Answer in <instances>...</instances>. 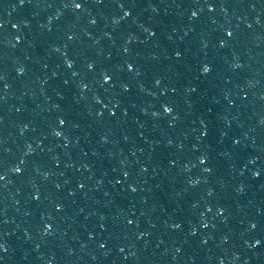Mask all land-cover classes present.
I'll return each mask as SVG.
<instances>
[{"label":"water","instance_id":"95a60500","mask_svg":"<svg viewBox=\"0 0 264 264\" xmlns=\"http://www.w3.org/2000/svg\"><path fill=\"white\" fill-rule=\"evenodd\" d=\"M83 2L0 0V264H264V0Z\"/></svg>","mask_w":264,"mask_h":264},{"label":"snow or ice","instance_id":"6c2138e0","mask_svg":"<svg viewBox=\"0 0 264 264\" xmlns=\"http://www.w3.org/2000/svg\"><path fill=\"white\" fill-rule=\"evenodd\" d=\"M19 3H20V5H23V4L25 3V0H19ZM118 6H119L120 8H122V9L125 8V4H124L123 2H120V3L118 4ZM214 6H215L214 3H212V2H208V3L206 4V7L209 8L210 10L213 9ZM253 6H254V5H253ZM64 7H66V8H67V7H71V8H73V9H81V8L85 7V4H84L83 0H70V3H66V4L64 5ZM129 14H130V13H129L128 11H125V13H124L125 16H127V15H129ZM191 16H192V17H196V16H197V12H196V11H193V12L191 13ZM92 22L95 23V21H92ZM17 26H18V25H16V24H13V25H12V27H14V28L17 27ZM0 27H2V24H0ZM249 27H251V25H249ZM145 31L152 33V30H151V29H145ZM225 31H226V34H227L228 37L233 36V33H232L231 31H227V30H225ZM152 34L154 35V33H152ZM20 39H21L20 36H17V37H16V40H17V41H19ZM69 39H72V37L70 36ZM131 39H132V37H129V40H131ZM220 44H221V45H225V44H226V40L221 39V40H220ZM57 50H59V49H57ZM128 50H129V49H128L127 47H125L124 51L127 52ZM175 55H176L177 57H180V56L182 55V53H181L180 51H176V52H175ZM65 62H66L67 66H68L69 68H72V67H73L74 61L71 60V59H69V58L67 57V54H65ZM237 66H239V65H237ZM94 67H95V62H89V63L87 64V68H88L89 70L94 69ZM127 68H128L129 70H133V69H134V65H133L132 63H127ZM24 70H25V69H24L23 66L17 68V72H19V73H23ZM200 71H201L203 74H208V73L211 71V65H210L209 63H203V64L201 65V67H200ZM73 74L76 75V73H73ZM137 74H139V71H138V70H137ZM2 79H3V76H0V80H2ZM111 79H112V75H111V74H109V73L106 72V71L102 73V81H103V82H109ZM160 82H161V81H160L159 79L156 80V83H157V84H159ZM4 87L7 88L8 85L5 84ZM80 87H81V88H87V87H88V84H87V83H84V82H81ZM122 87H123L125 90H128L129 85H128V84H123ZM173 90L175 91V89H173ZM189 91L194 92V91H196V89H195L194 87H190V88H189ZM96 99H97V101L99 102L100 98H99V97H96ZM105 107H107V105H105ZM163 111H164V113H169V114H171V113L174 112V108H173L170 104H167V103H166V104L163 105ZM112 114L114 115L115 113H112ZM153 114L156 115V113H153ZM97 115H102V113H97ZM173 122H174V121H173ZM58 123H59L60 125H64V124L66 123V121H65L64 118H59ZM203 123H204V121H201V124H203ZM25 127H27V125H25ZM53 134H54L56 137H61V136L63 135V132H62V130H57V129L54 128V129H53ZM205 134H206V128H205ZM65 139H66V137H65ZM169 143H171V141H170ZM237 143H239V141H237ZM29 150H31V145H29ZM207 159H208V158H207L206 155H201V156L199 157V160H200V162H201L202 164H204V163L207 161ZM172 163L174 164L175 161L173 160ZM13 171H15V172H20V171H21V168H20V167H15V168L13 169ZM204 171H206V172H210V171H211V168H210V167H205V168H204ZM128 175H129L128 172H124V176H128ZM254 175H255V176H259L260 173H259V172H255ZM3 178H4V176H3V175H0V179H3ZM189 183H195V181L190 180ZM57 187H59V185H57ZM80 187L83 188L84 185H83V184H80ZM129 187L131 188V190H132L133 192L136 191V188H135L134 186L129 185ZM239 190H240V189H238V191H239ZM209 194H211V193H209ZM56 208H57V209H60V208H62V205L57 204V205H56ZM210 210H211V209H209V211H210ZM223 211H224V209H223V208H220V209L218 210V212H217V215L222 214ZM128 222H129V223H133V221H131V220L128 221ZM257 226H258V225H257L256 223H254V222H251V223H250V227H251V229H255V228H257ZM51 227H52L51 224H46V225H45V228H44V231L47 233V232L49 231V229H51ZM102 227H103V226H102ZM172 227H173V228H178V227H180V225L174 223V224L172 225ZM204 227H207V224H206V223L204 224ZM194 232H195V229H193V233H194ZM140 235H141V236H144V235H146V233L141 232ZM227 239H228V237H225V240H227ZM246 243H247V241H246ZM262 243H264V240H261V239H259V238L255 239V241H254V244H255V245H260V244H262ZM103 246H104V245H101V247H103ZM249 246L251 247V246H253V245H249ZM0 250H3V251H5V252L7 251V247H6V244H5L4 242H0ZM120 251H123V249L121 248ZM221 264H223L222 261H221Z\"/></svg>","mask_w":264,"mask_h":264}]
</instances>
